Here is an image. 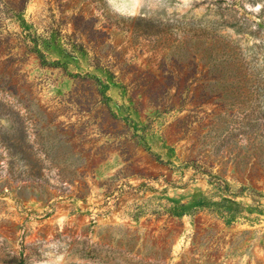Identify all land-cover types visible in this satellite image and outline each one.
Segmentation results:
<instances>
[{
  "label": "rangeland",
  "instance_id": "374dc122",
  "mask_svg": "<svg viewBox=\"0 0 264 264\" xmlns=\"http://www.w3.org/2000/svg\"><path fill=\"white\" fill-rule=\"evenodd\" d=\"M0 264H264V0H0Z\"/></svg>",
  "mask_w": 264,
  "mask_h": 264
},
{
  "label": "trees",
  "instance_id": "16d2710c",
  "mask_svg": "<svg viewBox=\"0 0 264 264\" xmlns=\"http://www.w3.org/2000/svg\"><path fill=\"white\" fill-rule=\"evenodd\" d=\"M21 1H23V0H21ZM22 10H23V8L20 9V10H18V12H21ZM31 50H32L33 52H35V53L38 55V57L40 58L41 61L44 62V60H43V56H44L43 51L37 49L36 47L31 48ZM159 160H160L161 162H163V163L165 162L163 159H159Z\"/></svg>",
  "mask_w": 264,
  "mask_h": 264
}]
</instances>
